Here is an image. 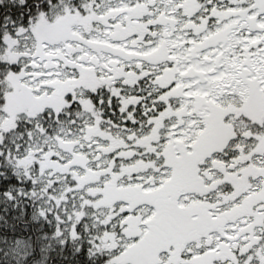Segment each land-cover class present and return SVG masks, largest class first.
<instances>
[{
    "label": "snow or ice",
    "instance_id": "snow-or-ice-1",
    "mask_svg": "<svg viewBox=\"0 0 264 264\" xmlns=\"http://www.w3.org/2000/svg\"><path fill=\"white\" fill-rule=\"evenodd\" d=\"M0 264H264V0H0Z\"/></svg>",
    "mask_w": 264,
    "mask_h": 264
}]
</instances>
